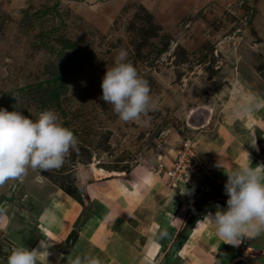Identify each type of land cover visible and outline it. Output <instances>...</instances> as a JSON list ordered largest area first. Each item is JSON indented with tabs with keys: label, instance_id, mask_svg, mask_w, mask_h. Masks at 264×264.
Here are the masks:
<instances>
[{
	"label": "rangeland",
	"instance_id": "1",
	"mask_svg": "<svg viewBox=\"0 0 264 264\" xmlns=\"http://www.w3.org/2000/svg\"><path fill=\"white\" fill-rule=\"evenodd\" d=\"M235 30L240 39L225 42ZM171 41L177 45L168 53ZM242 46L264 48V0H0V108L34 120L53 110L78 140L60 169L29 168L23 179L0 186V264L15 247L33 242L26 233L37 197L45 192L34 184L40 175L38 182L68 191L75 200L81 196L78 179L91 169L128 174L150 161L154 174L166 171L187 142L194 156L190 170L198 175L194 180L210 190L202 204L226 202L213 174L217 160L199 141L217 142L221 127L228 126L217 73ZM121 49L148 82L155 103L146 115L128 122L102 99L103 77ZM249 60L246 55L241 67L248 68ZM63 65L66 86L57 106L37 85L58 76ZM254 139L264 156L259 132ZM161 178L172 193L205 199L200 189L194 192L184 184L171 189L163 172ZM260 239L250 243V254L257 252ZM250 247L241 245L240 251Z\"/></svg>",
	"mask_w": 264,
	"mask_h": 264
},
{
	"label": "crops",
	"instance_id": "2",
	"mask_svg": "<svg viewBox=\"0 0 264 264\" xmlns=\"http://www.w3.org/2000/svg\"><path fill=\"white\" fill-rule=\"evenodd\" d=\"M233 55L238 61L230 58ZM246 55L249 67L243 68ZM229 60L217 73L220 94L226 96L222 112L229 119L224 120L228 126L221 127L217 142L199 141L205 153L217 160L213 174L224 196L228 173L248 166L250 161L253 167L264 166V156L254 139V132H259L264 143V108L246 110L247 102L264 99V48L242 46L237 53H230ZM149 163L142 162L128 174L105 171L107 175H103L91 169L78 179L82 202L35 179L37 188L45 192L37 197L26 234L30 232L33 241L29 250L43 251L41 243L46 249L38 264H69L76 255L97 257L101 264H233L237 259L264 264V235L255 242V254L249 253L253 239L245 238L239 246L225 244L213 226L207 221L200 225L199 221L218 207L226 209V202L202 204L207 195L199 202L201 195L170 192L163 179L150 171ZM73 231L77 239L67 242ZM162 231L167 234L161 236ZM241 245L250 248L240 251Z\"/></svg>",
	"mask_w": 264,
	"mask_h": 264
},
{
	"label": "clouds",
	"instance_id": "3",
	"mask_svg": "<svg viewBox=\"0 0 264 264\" xmlns=\"http://www.w3.org/2000/svg\"><path fill=\"white\" fill-rule=\"evenodd\" d=\"M127 56L126 50L119 51L114 66L107 70L101 84L103 101L112 105L119 119L125 122L138 120L155 107L148 82ZM247 104V111L253 107L264 108V99ZM77 143L73 131L59 122L53 110L41 112L34 120L19 111L0 108V186L10 180L23 179L29 168L41 172L60 169L66 154L75 149ZM227 176L224 188L227 208L218 207L214 214L209 212L199 223L207 221L225 244L239 246L245 238L264 235V166L253 167L250 161L248 166L236 168ZM36 179L42 180L43 176ZM166 234V231L161 232V236ZM40 247L43 251L15 247L6 264H38L39 256L46 250L42 243ZM69 264H101V261L90 255H76Z\"/></svg>",
	"mask_w": 264,
	"mask_h": 264
},
{
	"label": "built area",
	"instance_id": "4",
	"mask_svg": "<svg viewBox=\"0 0 264 264\" xmlns=\"http://www.w3.org/2000/svg\"><path fill=\"white\" fill-rule=\"evenodd\" d=\"M239 33H240L239 30L233 31L232 34L228 35L224 41L232 42L233 44H235L240 39ZM176 45L177 43H175L174 41H171L168 46V53H171L176 47ZM183 148H184L183 152L176 157L177 162L172 164L171 168H168L166 171H163V169H160L155 174L161 177L162 172H163V177L167 181V186L171 189H176L181 184H184L186 186H189L191 191L193 189L194 192H197L200 189L202 193L208 192L209 190L208 189L204 190L200 182L199 183L195 182L194 177L197 179L196 176L198 175L195 176L196 173H191L190 164H192V159L194 156L190 148L188 147L187 142L183 144ZM194 162L195 163L198 162V164H195V165L200 164L198 160L195 161L194 159ZM192 172H196V171H192ZM194 184L195 186H192Z\"/></svg>",
	"mask_w": 264,
	"mask_h": 264
},
{
	"label": "trees",
	"instance_id": "5",
	"mask_svg": "<svg viewBox=\"0 0 264 264\" xmlns=\"http://www.w3.org/2000/svg\"><path fill=\"white\" fill-rule=\"evenodd\" d=\"M61 54L62 53H60V56ZM65 72H66V67L63 65L62 71L58 76L54 77L53 79H49L48 81H45L43 83H40V85H37V86L44 87L45 89H47L50 99L53 102H55L57 106H58V101L60 97L62 96V94H64V91H65V86H66L64 83L65 76H66ZM66 193L71 195L68 191H66ZM74 198L76 201L82 202L80 195ZM76 239H77V233L76 231H73L69 235L67 242L69 241L71 243H74Z\"/></svg>",
	"mask_w": 264,
	"mask_h": 264
},
{
	"label": "water",
	"instance_id": "6",
	"mask_svg": "<svg viewBox=\"0 0 264 264\" xmlns=\"http://www.w3.org/2000/svg\"><path fill=\"white\" fill-rule=\"evenodd\" d=\"M233 264H246L243 259H237Z\"/></svg>",
	"mask_w": 264,
	"mask_h": 264
},
{
	"label": "bare ground",
	"instance_id": "7",
	"mask_svg": "<svg viewBox=\"0 0 264 264\" xmlns=\"http://www.w3.org/2000/svg\"><path fill=\"white\" fill-rule=\"evenodd\" d=\"M196 231H198V228L196 229Z\"/></svg>",
	"mask_w": 264,
	"mask_h": 264
}]
</instances>
